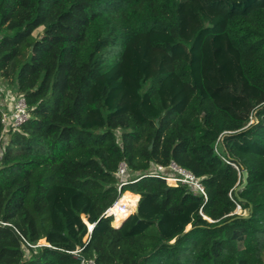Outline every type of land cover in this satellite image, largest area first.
Returning a JSON list of instances; mask_svg holds the SVG:
<instances>
[{"label":"trees","instance_id":"obj_1","mask_svg":"<svg viewBox=\"0 0 264 264\" xmlns=\"http://www.w3.org/2000/svg\"><path fill=\"white\" fill-rule=\"evenodd\" d=\"M0 77V264H264V0H0Z\"/></svg>","mask_w":264,"mask_h":264},{"label":"built area","instance_id":"obj_2","mask_svg":"<svg viewBox=\"0 0 264 264\" xmlns=\"http://www.w3.org/2000/svg\"><path fill=\"white\" fill-rule=\"evenodd\" d=\"M8 90L9 89H7L6 85L3 84V80L0 77V109L2 112V124H3V129L0 133V155L2 151L3 142L5 139H7L10 130L18 129L20 126L26 123L30 118L28 103L26 97L23 94L16 93L14 95L13 97L14 99L12 101L10 110H7L4 107V100H5L4 96L7 94ZM251 122H253V120ZM117 174L121 178V184H120V188H121L122 185L127 183L126 177L129 174V167L127 162L122 161L119 163ZM149 175L163 178L171 186H178L179 184L186 185L191 190H193L195 194L199 193L202 194L204 197H206L205 187L201 182L200 178L195 176L191 171L181 167L174 161H172L169 166L157 165L153 167ZM121 198L122 196L119 197L113 203V205H111L105 211L106 216H112L113 219L115 220L116 219V212L114 211L115 207H118V211L122 213L126 212L129 209V205L127 203L121 202ZM137 204L138 202L136 203V206ZM239 210H241L240 206L238 207V211ZM0 225L12 226L11 223L2 220H0ZM88 228H89V232H91L93 225L88 224ZM23 240L25 241L27 246H31V247L44 244L42 243V241H39L38 244L32 245L24 237ZM81 250L82 249L79 248L76 251H73V253L78 255V253ZM79 258L81 260L80 264H95L94 260L92 259H85L83 257H79Z\"/></svg>","mask_w":264,"mask_h":264},{"label":"bare ground","instance_id":"obj_3","mask_svg":"<svg viewBox=\"0 0 264 264\" xmlns=\"http://www.w3.org/2000/svg\"><path fill=\"white\" fill-rule=\"evenodd\" d=\"M139 196L132 193V192H126L123 194L122 198H121V202L123 203H127L129 205V209L122 213L118 211V207L114 208V211L116 212V219H117V225H121L123 223V221L130 216L131 211L133 210V208L135 207L136 203L138 202ZM45 241V240H44Z\"/></svg>","mask_w":264,"mask_h":264},{"label":"rangeland","instance_id":"obj_4","mask_svg":"<svg viewBox=\"0 0 264 264\" xmlns=\"http://www.w3.org/2000/svg\"><path fill=\"white\" fill-rule=\"evenodd\" d=\"M42 31H43V29L42 28H39V29H37L36 31H35V35H38V34H40V33H42ZM4 84L6 85V86H8L7 85V83L6 82H4ZM9 87V86H8ZM10 89L12 90V91H14V92H16L15 90H17V88H16V85H10ZM238 140V142H239V144H241V145H244V142L242 141V139H237ZM136 208V207H135ZM238 212H241V210H239ZM131 213H135V209L133 208V210L131 211ZM131 215V214H130ZM84 219H85V221L87 222V220H86V218L84 217ZM88 223V222H87ZM89 224V223H88ZM116 225V226H118L117 225V219H115V220H113V225ZM114 225V226H115ZM120 226V225H119ZM45 240V239H44ZM44 240H42V243H46V241H44Z\"/></svg>","mask_w":264,"mask_h":264},{"label":"crops","instance_id":"obj_5","mask_svg":"<svg viewBox=\"0 0 264 264\" xmlns=\"http://www.w3.org/2000/svg\"><path fill=\"white\" fill-rule=\"evenodd\" d=\"M4 84V83H3ZM7 89H9L7 91V94L4 96L5 100H4V107L7 109V110H10L11 108V104H12V101H13V97L14 95L17 93V92H14L10 89V87L6 86ZM9 92V93H8ZM139 198V197H138Z\"/></svg>","mask_w":264,"mask_h":264},{"label":"water","instance_id":"obj_6","mask_svg":"<svg viewBox=\"0 0 264 264\" xmlns=\"http://www.w3.org/2000/svg\"><path fill=\"white\" fill-rule=\"evenodd\" d=\"M242 174H243V182L236 187L235 189L236 194L238 193V190L246 187L248 184V176H249L248 171L246 169H243ZM246 211L249 212V210H246ZM137 212H138V207L136 206L135 213ZM44 244H47V243H44Z\"/></svg>","mask_w":264,"mask_h":264}]
</instances>
